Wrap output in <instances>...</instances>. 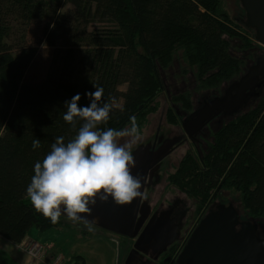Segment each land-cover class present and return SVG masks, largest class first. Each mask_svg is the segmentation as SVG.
Here are the masks:
<instances>
[{
    "label": "trees",
    "instance_id": "obj_1",
    "mask_svg": "<svg viewBox=\"0 0 264 264\" xmlns=\"http://www.w3.org/2000/svg\"><path fill=\"white\" fill-rule=\"evenodd\" d=\"M221 9L219 0H0V236L18 244L33 227L46 231L65 222L60 216L51 223L25 195L34 162L57 137L73 139L85 122L63 120L65 100L80 93L78 106H86L91 98L85 94L102 86L98 104L107 103L110 112L97 129L124 130L130 116L143 120L154 110L157 96L168 90L169 71L192 74L196 91L206 94H220L244 74L243 60L225 37L238 34ZM37 23L44 24L38 42L27 36ZM42 43L64 52L66 65L85 48V75L52 66L40 76L35 69ZM255 46L241 41L248 52ZM181 92L171 102L191 110L192 91ZM174 110L170 118L179 117ZM212 137L207 150L182 159L175 183L198 199L200 210L215 192L237 198L242 218L258 221L264 232V96L250 98Z\"/></svg>",
    "mask_w": 264,
    "mask_h": 264
},
{
    "label": "rangeland",
    "instance_id": "obj_2",
    "mask_svg": "<svg viewBox=\"0 0 264 264\" xmlns=\"http://www.w3.org/2000/svg\"><path fill=\"white\" fill-rule=\"evenodd\" d=\"M219 2L221 3V10L229 18L228 26L238 34L225 36L229 42L230 50L235 56L243 60V68L248 69L251 62L254 63L258 55V57L264 56V47L256 42L254 30H251L249 36L241 27V25L244 26L242 20L246 19V11L242 6L241 0H219ZM69 8L70 6L66 5L64 10ZM43 29V23L32 24L27 31L28 38L38 42L42 38ZM242 37L258 44V46H255V49L262 53L257 55L254 51L248 52L242 49ZM39 48L40 52L35 71L40 76H44L52 66L58 69L60 73L67 69L68 72H73L75 77H79L81 73L85 75L83 68L85 48L75 50L69 65L65 64L66 55L64 52L57 54V52H54V49L47 47L46 43L40 44ZM54 53L56 54L55 57ZM167 75V92H162L157 96L153 103L155 105L153 111H150L143 120L136 121L139 134L136 136L126 135L117 137L116 140L118 144L131 143L132 149H134L142 144H151L158 133L165 135L168 139H182L157 166L146 196V203L150 210L148 220L154 214L162 216V223H164L165 228H169L170 235L175 234L177 239L171 244L164 245L163 239L167 238V236L161 239L155 236L156 238L152 242V236L148 235L149 237H144V244L137 245V240L142 234L145 225L136 237H128L105 230L87 220L72 221L63 214V206H61V216L65 220L63 225L57 229L46 230L44 233L36 227L32 228L39 232L38 236L41 243L51 240L58 245V250L63 255L69 257L73 254H80L85 257L86 264H169L171 257L178 250L181 241L193 229L200 215L208 210H205L206 206L200 210L198 199L188 195L175 183L174 175L180 168V162L186 156H196L197 149L188 139L179 117L175 114V117L170 118L167 113L169 110L174 112V109L178 108L181 113L189 115L195 108L193 106L190 110L183 108L182 103L171 102L173 96L183 94L181 92L182 89L189 92L192 91L194 103L201 100L207 94L203 91H196L195 87H197V83L192 74L179 75L178 70H173L169 71ZM191 79L192 81H190ZM175 81L177 82L176 88H174ZM126 87L124 85L121 89L125 91ZM121 105L122 102L119 106ZM130 126H127L124 130L130 128ZM158 128H161L160 132H157ZM148 140L150 142L146 143ZM232 200L237 203V198L236 200L232 198ZM168 221L171 224H168ZM89 226L93 229L92 231H89ZM259 235L264 237V232L259 230Z\"/></svg>",
    "mask_w": 264,
    "mask_h": 264
},
{
    "label": "water",
    "instance_id": "obj_3",
    "mask_svg": "<svg viewBox=\"0 0 264 264\" xmlns=\"http://www.w3.org/2000/svg\"><path fill=\"white\" fill-rule=\"evenodd\" d=\"M241 3L246 11V19L242 23L254 30L256 42L264 47V0H241ZM263 83L264 56L239 79L230 83L222 95L203 100L189 116L183 117L182 127L187 137L193 139L217 116L238 114L251 97L259 95L258 88ZM176 112L181 114L178 108ZM181 140L168 139L158 148L149 143L133 150L134 162L130 165V171L141 181V190L145 194L142 199L135 198L130 203L119 205L110 196L102 201L98 195L95 204L88 205L90 212L77 214L81 217L79 220H87L105 230L128 237H136L145 225L137 245L144 244V237L148 235L152 236V242L156 237L161 239L167 236L163 244L173 243L176 235H170V229L162 223V216L154 214L148 220L150 210L146 196L157 166ZM259 230V222L243 219L235 204L217 203L214 208L200 215L176 261L178 264H264V237L259 235Z\"/></svg>",
    "mask_w": 264,
    "mask_h": 264
},
{
    "label": "clouds",
    "instance_id": "obj_4",
    "mask_svg": "<svg viewBox=\"0 0 264 264\" xmlns=\"http://www.w3.org/2000/svg\"><path fill=\"white\" fill-rule=\"evenodd\" d=\"M103 93L102 86H95V91L85 94L91 98L86 106H78L80 93L64 101L67 111L63 120L71 123L80 117L85 122L67 143L64 137H57L43 159L33 164L34 174L25 195L32 207L53 224L59 222L61 206L70 220L77 221L81 219L78 213L91 211L88 205L95 204L98 195L102 201L110 196L119 205L145 195L140 179L130 171L134 162L131 143L118 144L116 140L139 134L136 118L129 117L131 126L126 130L97 129L99 122L109 119L110 106L98 104ZM39 148L40 141L34 139L32 149Z\"/></svg>",
    "mask_w": 264,
    "mask_h": 264
},
{
    "label": "flooded vegetation",
    "instance_id": "obj_5",
    "mask_svg": "<svg viewBox=\"0 0 264 264\" xmlns=\"http://www.w3.org/2000/svg\"><path fill=\"white\" fill-rule=\"evenodd\" d=\"M259 53H262V52H260L259 50L257 51L256 50V54L258 55ZM259 56V55H258ZM257 56V58L255 59V62L253 63V62H251V64L249 65V67L250 66H253L256 62H257V60L260 58V57H258ZM262 57V56H261ZM248 67V68H249ZM247 70L248 69H246L245 68V72H244V74L247 72ZM226 89V88H225ZM224 89V90H225ZM223 90V91H224ZM223 91L220 93V94H215V93H213V94H207L206 96H204L201 100H199V101H196V103L194 104V106H195V108H198L199 106H200V103L203 101V100H205V99H209V98H212V97H214V96H218V95H222V93H223ZM258 92H259V95L258 96H256V97H263L264 96V83L262 84V86L260 87V88H258ZM210 95V96H209ZM256 97H254V98H256ZM252 98V97H251ZM194 108V109H195ZM177 109V108H176ZM194 109H193V111H194ZM192 111V112H193ZM191 112V113H192ZM181 113V112H180ZM190 113V114H191ZM189 114V115H190ZM189 115H185V114H183V113H181L180 115H179V117H180V120H181V125H182V119H183V117L184 116H189ZM231 116H224V115H220V116H217L216 118H214L210 123H208L198 134H196L195 136H194V138L193 139H189L192 143H193V145L195 146V148L197 149V151H199V152H201L202 151V149H204V150H207L208 148H209V142L210 141H212L213 140V137H212V134H213V132L214 131H216L217 129H219L220 127H221V125L223 124V122H224V120L226 119V118H230ZM183 128V127H182ZM160 130H161V128H158L157 129V132L159 131L160 132ZM184 130V129H183ZM168 141V137H166L165 135H160L159 133H158V135L156 136L155 135V137H154V140H153V142L151 143V145H156V148H158L159 146H161L164 142H167ZM150 142V140H148V142H146V143H149ZM143 145V144H142ZM136 148V147H135ZM134 148V149H135ZM134 149H132V152H133V150ZM216 193L217 192H215L214 194H213V196L211 197V199H210V201H209V203L207 204V206H206V209L205 210H210V209H212V208H214V206L217 204V203H223V204H229V203H233V204H235V202L232 200V198H231V196H229L227 193H223L222 195L224 196H222V195H220V196H218L217 197V195H216ZM224 198V200H223V198ZM222 201V202H221ZM204 212H206V211H204ZM168 224H171L169 221H168ZM196 225V224H195ZM194 225V226H195ZM194 228V227H193ZM191 234H192V230L185 236V238L181 241V243L179 244V248H178V250L176 251V253L171 257V260H170V262H169V264H178L177 263V261H176V257H177V255L179 254V252L181 251V249H182V247H183V245L186 243V241L190 238V236H191ZM177 239V238H176Z\"/></svg>",
    "mask_w": 264,
    "mask_h": 264
},
{
    "label": "crops",
    "instance_id": "obj_6",
    "mask_svg": "<svg viewBox=\"0 0 264 264\" xmlns=\"http://www.w3.org/2000/svg\"><path fill=\"white\" fill-rule=\"evenodd\" d=\"M44 232L46 231H43V233ZM38 235L39 232L37 230L31 229L25 239L18 244L13 243L0 236V264H52L57 253L63 254L58 250V245L53 243V241L50 240L42 242L43 244L48 246L49 250L47 257L41 260H35L31 258L24 249L23 244L25 242L32 240L41 242ZM67 257L68 256H66V258ZM69 257L72 258V260L65 262L64 264H86L85 257L80 254H73Z\"/></svg>",
    "mask_w": 264,
    "mask_h": 264
},
{
    "label": "built area",
    "instance_id": "obj_7",
    "mask_svg": "<svg viewBox=\"0 0 264 264\" xmlns=\"http://www.w3.org/2000/svg\"><path fill=\"white\" fill-rule=\"evenodd\" d=\"M195 227V226H194ZM193 230V229H192ZM25 251L27 254L35 259V260H41L48 255V246L39 242V241H29L25 242L23 244ZM72 259L70 257H67L61 253L56 254L54 257V260L52 264H64L65 262L71 261Z\"/></svg>",
    "mask_w": 264,
    "mask_h": 264
}]
</instances>
